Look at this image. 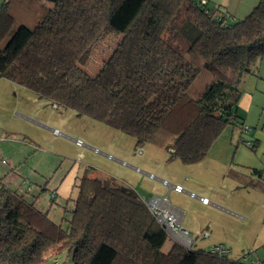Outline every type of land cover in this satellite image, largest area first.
<instances>
[{"label":"trees","instance_id":"obj_1","mask_svg":"<svg viewBox=\"0 0 264 264\" xmlns=\"http://www.w3.org/2000/svg\"><path fill=\"white\" fill-rule=\"evenodd\" d=\"M22 1L1 3L0 78L183 164L202 161L228 125L251 131L236 103L243 77L264 56V0L241 20L206 0H35L31 27L10 11ZM108 34L120 41L91 77L81 65ZM201 71L212 80L190 98ZM240 140L255 150L256 140ZM29 187L20 192L0 181V264H42L64 250L72 264L253 261L176 242L164 251L168 234L147 199L111 177H80L65 227L35 205Z\"/></svg>","mask_w":264,"mask_h":264},{"label":"rangeland","instance_id":"obj_2","mask_svg":"<svg viewBox=\"0 0 264 264\" xmlns=\"http://www.w3.org/2000/svg\"><path fill=\"white\" fill-rule=\"evenodd\" d=\"M38 8V4L35 0H23L17 3V5L11 3L10 11L16 18L18 24L31 27L37 19L34 13L38 12ZM119 41V36L115 38V36L111 34L105 35L99 39L92 46L86 63L81 65L82 69L91 77L97 75L103 67L104 62L108 60L115 50ZM250 70L251 72L243 77L240 89L241 92L248 91L253 97L250 110L242 111L244 121L251 127V131L247 132V134H241L239 133L240 129L238 126H226L224 130L219 133L220 135L211 146L212 149L210 148L206 155L208 158L207 160L212 157L221 156L222 150H220V148L226 147L228 143L236 145L238 142L240 145H238L239 150L235 158L248 165H255L259 168L264 167V56H262ZM211 80V76L208 72L201 71L188 89V97L196 98ZM12 86L15 87V92L9 89L5 91L7 92L5 95L7 102L5 104L11 106L10 104H13V102L16 103L18 100H21L22 104H25L23 106H30L31 109L34 110L32 113L36 115L32 116V119L33 117L37 118L38 120H34L46 126V128H50L33 130V133L40 134L46 138L45 145L40 144V146L36 145L33 147L41 149L40 151H43L41 154H44L46 159H51V162L53 161V163H56L54 168L56 172L52 175L53 178H51L50 185H48L52 190L55 189L60 180L66 177L67 172L74 164L78 167V171L76 172V176L78 175V177H76V187L73 189L72 198L70 199L75 197L77 193V183L84 171L88 175L87 177H97L101 180L111 177L118 183L129 185L139 192L140 196L143 195L141 197L145 196L147 200L151 197V194H147V187L154 185L153 182H158L156 180L157 178L164 180V175L171 179L179 180L181 186L185 185V178L192 177L195 182H198V180L203 182L205 188L212 190L211 192L215 190L217 196H221L222 193H224L223 190L221 191L223 186L221 187L222 184L218 177L211 178L210 176H205L203 180L201 179L203 175L199 167L200 165H198L197 162L196 164L190 165L183 164L178 161V159L169 160V152L166 149L149 143L136 146L134 138L121 131L119 132V130L113 129L86 116L78 117L72 109L55 108L54 105L50 104L44 105L42 101H39L34 93L31 91L29 92L28 89L17 84H12ZM3 118L6 119V124L10 127L19 128L25 126L26 128H35L33 125L37 126V128L41 127L35 123H21L19 119H12L9 118V116ZM52 129H56L60 135L54 136ZM240 137L245 140H254L256 138L258 140L257 148H255V150H250L244 142L240 140ZM73 139L78 140L79 143L74 144ZM11 144L10 150H12V147L16 143ZM19 144H16V146H19ZM21 145L23 146V144ZM5 148L7 149V145ZM27 150H29V148ZM27 150L25 155L18 152L19 155H17L16 159L21 163L25 160L24 157L27 156ZM31 159L32 158L29 160ZM205 178H209L208 182L204 181ZM164 181L167 182L169 180ZM225 182H230V184L234 185L233 180L228 177L225 179L224 183ZM162 186L165 188L166 193V185ZM186 191L189 192L190 190L186 189ZM194 193L197 194V192ZM51 195V190L46 191V194L35 204L39 208L41 205L47 207L50 205L52 209L50 210L49 216L52 217L55 222L61 223L62 226L65 227L67 225L66 221L63 220L65 216L64 213H66L65 208L67 207V209H69L72 204L69 201L70 203L67 206L68 199L66 200L58 195L52 200ZM169 199L170 201L177 199V201L184 203L185 206L187 204L194 206L199 216L195 223H201L203 225L208 223L206 229L211 232V236L203 238V235H201L203 232H201L198 234L199 237H197L196 240L192 237L194 242L190 245L189 249L207 250L208 247L221 242L230 248L229 257L231 259H238L242 251H250L253 248H257L252 246V241L253 238L256 237L255 234L264 229L263 197L255 196L246 203L247 208L254 210V212L252 219L243 224L226 215L210 210L207 206L193 202L192 200L194 199L184 192L174 196L171 195ZM209 201L212 202L211 197H209ZM47 207L45 209H47ZM208 213L209 216H207ZM241 234L245 237H239ZM170 246L171 241L167 240L163 250H168ZM42 264H72V262L69 252L64 250L55 257H48Z\"/></svg>","mask_w":264,"mask_h":264},{"label":"crops","instance_id":"obj_3","mask_svg":"<svg viewBox=\"0 0 264 264\" xmlns=\"http://www.w3.org/2000/svg\"><path fill=\"white\" fill-rule=\"evenodd\" d=\"M4 0H0V7L1 3ZM208 5L218 6L222 10H224L232 20H238L246 17L257 4L258 0H206ZM12 82L0 78V156L6 158L8 160V166L0 167V173H6L4 176L0 174V181L1 183L9 186L10 188L16 189L17 191H27L28 190V183L30 184L29 191L31 193V198L35 200L37 203L38 200L46 191H52L51 198L52 200L56 197V195L61 196L64 199L72 198L73 189L76 187V180L78 175L76 176V172L78 171V167L73 164V167L67 172L66 177L63 180H60L55 187V189L49 188L50 181L53 178L54 172H56L55 164L51 159H46L44 157L43 151L41 149L33 147V146H40V144L45 145L46 138L41 136L40 134L33 133L34 129H50L46 128L42 124L38 123L34 119L38 120L37 118L33 119L32 116L36 115L33 114V109L30 106H23L21 100L13 104L11 106L6 105L7 98L5 95L7 89L14 90V86H12ZM16 85V84H15ZM35 95V94H34ZM36 97V95H35ZM37 98V97H36ZM38 99V98H37ZM39 101H42L38 99ZM253 102V97L250 95L248 91H242L237 99V108L242 111H249ZM42 104L48 105L46 101H42ZM22 105V106H20ZM51 105V104H50ZM57 108L56 104H52ZM26 107V108H23ZM20 112V113H19ZM243 113V112H242ZM9 116L12 119H19L22 122L27 123H35L37 126L33 125L35 128H26L25 126H21L24 128H15L10 127L6 124V119L3 117ZM40 116V115H39ZM7 126V127H6ZM55 136V135H54ZM255 148H257L258 140L255 138ZM20 144H19V143ZM11 143L19 144V146L12 147L10 150ZM23 144V146L21 145ZM39 144V145H38ZM7 145V149L5 146ZM233 143H228L226 147L220 148L222 155L218 157H212L211 159L207 160L208 158L202 159L198 165H200V169L202 172L201 176L202 180L205 176H210L211 178H219L221 181V191L223 190L221 196H217V193L211 192L212 190H208L203 185V182H195L192 177L185 178L183 187L184 193L188 194L195 203H200V205L207 206L210 210H214L220 214L226 215L229 218L236 220L239 223H247L253 217L254 210L247 208L246 203H248L251 198L258 196L264 198V167H258L255 165H248L242 163L237 158V152L239 150L240 145L238 142L236 145ZM29 150H27L28 148ZM224 148V149H223ZM212 149V147H211ZM27 150V156H25V160L21 163L18 161L17 155L18 152L22 155H25ZM251 150V149H250ZM29 157V158H28ZM32 158L31 160H29ZM205 161V162H204ZM192 165V164H190ZM203 165V166H202ZM54 170V171H53ZM146 175V173H145ZM88 176L85 171L82 173L81 177ZM148 176V175H147ZM150 176V175H149ZM151 177V176H150ZM233 180V184L230 182H225L226 178ZM154 178V177H153ZM164 180L161 181L159 178H154L158 182H153L154 185L147 187V194H151L150 199L153 197H157L160 199H165V202H162V206L168 208L171 212L178 217L181 226L188 230L190 233L191 244L199 237L198 234L203 232L202 237L207 238L211 236V232L208 231L206 228L208 223L205 225L199 223H195L198 216V211H195V207L191 205H184L177 199L170 201V196H174L178 193L173 189L172 185H180L179 180L171 179L170 177L164 175ZM98 179V178H97ZM209 178H205L204 181L208 182ZM33 182V183H32ZM224 183V184H223ZM162 185H166L167 192L165 193V188ZM54 188V187H53ZM190 190L189 192L186 191ZM225 188V189H224ZM78 189V188H77ZM76 189V190H77ZM78 191V190H77ZM191 192V193H190ZM194 192H197L195 194ZM139 193V192H138ZM192 194V195H191ZM199 194V195H198ZM77 195V193H76ZM75 195V196H76ZM198 195V196H197ZM143 196V195H141ZM160 196V197H159ZM207 198L208 201L206 204L200 201V198ZM209 197H211L212 202L209 201ZM147 199L145 196L142 197ZM36 205V204H35ZM47 206L41 205L39 209L42 211L48 212V217H50V210L52 209L50 205L45 209ZM209 216V213L207 214ZM52 218V217H51ZM53 220V219H52ZM264 223V219H263ZM260 233V234H259ZM256 233V237L253 238L252 246L257 248H251L250 251H242L241 255L238 259L243 258L244 255L246 260H260L264 261V229ZM194 237V239L192 238ZM239 237L244 238V235H239ZM221 243V242H219ZM222 244V243H221ZM226 246V245H225ZM227 247V246H226ZM231 251V250H230Z\"/></svg>","mask_w":264,"mask_h":264},{"label":"built area","instance_id":"obj_4","mask_svg":"<svg viewBox=\"0 0 264 264\" xmlns=\"http://www.w3.org/2000/svg\"><path fill=\"white\" fill-rule=\"evenodd\" d=\"M204 1V0H203ZM249 127L245 126L242 130L246 133V131H249ZM52 133L54 135H60V133L56 129H52ZM74 144L79 143L78 140L73 139ZM246 145H250L249 142L246 143ZM8 166V160L4 157L0 156V167L1 166ZM166 183L165 181H163ZM173 189L176 192H182L183 188L179 185H172ZM192 195V194H191ZM200 201L202 203H207V198L199 197ZM165 199H160L157 197H153L152 199L147 200V205L149 209L151 210L156 218V221L159 223L161 227H163L168 234V238L171 242H176L182 246L190 247L191 245V238L189 231L181 226L180 221L178 217L174 214V212H171L168 208L162 206V202H165ZM208 252L214 255L218 256H224L230 254V248L226 247L224 244H214L210 247H208ZM250 264H263L262 262L258 260L250 261Z\"/></svg>","mask_w":264,"mask_h":264},{"label":"water","instance_id":"obj_5","mask_svg":"<svg viewBox=\"0 0 264 264\" xmlns=\"http://www.w3.org/2000/svg\"><path fill=\"white\" fill-rule=\"evenodd\" d=\"M161 181H163V180H161Z\"/></svg>","mask_w":264,"mask_h":264}]
</instances>
